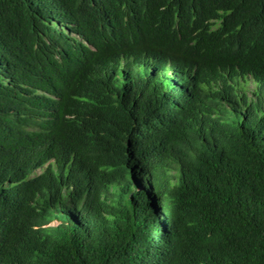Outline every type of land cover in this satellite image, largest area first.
<instances>
[{"label":"trees","instance_id":"obj_1","mask_svg":"<svg viewBox=\"0 0 264 264\" xmlns=\"http://www.w3.org/2000/svg\"><path fill=\"white\" fill-rule=\"evenodd\" d=\"M0 264H264V0H0Z\"/></svg>","mask_w":264,"mask_h":264},{"label":"rangeland","instance_id":"obj_2","mask_svg":"<svg viewBox=\"0 0 264 264\" xmlns=\"http://www.w3.org/2000/svg\"><path fill=\"white\" fill-rule=\"evenodd\" d=\"M54 225H56V224H54Z\"/></svg>","mask_w":264,"mask_h":264}]
</instances>
